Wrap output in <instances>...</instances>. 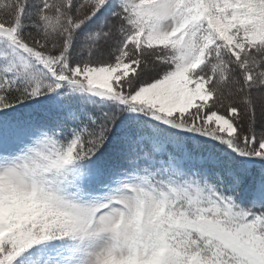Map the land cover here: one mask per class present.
I'll return each mask as SVG.
<instances>
[{"label": "snow or ice", "instance_id": "1", "mask_svg": "<svg viewBox=\"0 0 264 264\" xmlns=\"http://www.w3.org/2000/svg\"><path fill=\"white\" fill-rule=\"evenodd\" d=\"M0 264H264V0H0Z\"/></svg>", "mask_w": 264, "mask_h": 264}]
</instances>
